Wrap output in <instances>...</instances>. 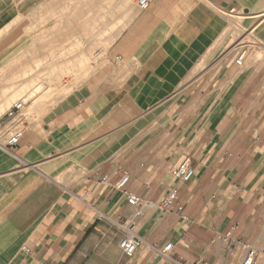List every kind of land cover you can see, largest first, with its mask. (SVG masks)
<instances>
[{"label": "crops", "instance_id": "1", "mask_svg": "<svg viewBox=\"0 0 264 264\" xmlns=\"http://www.w3.org/2000/svg\"><path fill=\"white\" fill-rule=\"evenodd\" d=\"M137 1L0 0L2 125L34 73L52 82L0 149V264H264V0ZM94 50L100 70L60 82Z\"/></svg>", "mask_w": 264, "mask_h": 264}, {"label": "built area", "instance_id": "2", "mask_svg": "<svg viewBox=\"0 0 264 264\" xmlns=\"http://www.w3.org/2000/svg\"><path fill=\"white\" fill-rule=\"evenodd\" d=\"M137 5L139 9H145L148 6L147 0H138ZM241 57L238 59V63H240ZM27 113L24 110V102L18 101L16 102L12 108L5 114V118L7 120L6 125H2L0 122V149L7 151L10 147L15 146L18 143V140L21 135L22 125L25 121ZM170 176L179 181L181 183H188L192 180L194 176V170L191 166L190 158L186 157L176 166H173L169 170ZM126 182V178H124L120 183L119 187L123 186ZM127 203L130 206L134 207H142V206H152L153 203L134 196L132 194L127 195ZM177 199V190H172L162 201L159 203L158 208L162 213L168 212L172 206L174 205ZM181 207H176V213L180 214ZM140 213V210H138ZM227 235L223 237V241L227 242ZM142 242L139 238L135 237L128 231V235H126L119 243V247L122 252L127 255L131 256L136 252V250L141 246ZM172 245L167 244L162 248H158L154 246V250L159 252L162 256L168 257V253L171 250ZM26 251L25 248L22 249ZM255 257V252L253 250H249L246 257L243 259L242 262L239 264H253Z\"/></svg>", "mask_w": 264, "mask_h": 264}, {"label": "rangeland", "instance_id": "3", "mask_svg": "<svg viewBox=\"0 0 264 264\" xmlns=\"http://www.w3.org/2000/svg\"><path fill=\"white\" fill-rule=\"evenodd\" d=\"M40 21V22H39ZM36 24L39 26V28H38V31H40L41 30V28L40 27H42V25H43V20H36ZM34 38V43H36V44H38V43H42V42H44V40L46 39V37H44V36H42L41 34H36V35H34L33 36ZM95 37V36H94ZM99 38L101 37L100 35L98 36ZM112 36L110 35V38H111ZM79 41V40H78ZM101 46V45H100ZM62 53H64V54H66V56L68 57L69 55H72V54H74V52L73 51H67V52H62ZM77 53H78V57H77V59H76V66L77 67H74L70 72H68V73H66L64 76H62V79L60 80V82H62L63 81V79H64V77L65 76H69V75H76V76H79L83 71H84V69H85V64L87 63V64H90V61H92V63H93V71H94V73H95V71L98 69V70H100V68H101V62H102V58H104V51L103 52H101L100 50H98V51H93V58H88L87 60L86 59H84V57H83V55L82 56H79L80 54H79V51H77ZM62 57H63V55H62ZM82 62V63H81ZM42 70V69H44L42 66H38V65H36L35 66V68H33V71H37V70ZM82 74H84V73H82ZM14 77H16V76H14ZM18 78L16 79H14V80H20L21 79V77L20 76H17ZM49 77H50V75H47L45 72L44 73H38V72H36V73H34L33 74V82H32V87H33V89L35 90V91H37L38 93H39V95L37 94V92L35 93V92H32L33 94H37L38 96L36 97V98H33V99H29V98H26L25 100H24V102H26V101H28L29 102V104H28V106H27V109H26V111L29 113V115L31 116L32 114H33V110H34V108H36V107H38V106H40V103H41V101H44V99L43 98H39V96H41V95H44V94H50V88L49 87H51V85H52V82H50V80H49ZM82 78H84V77H82ZM52 81V80H51ZM41 86V87H40ZM43 86H45V87H47V88H45L47 91L45 92V93H43L42 91V87ZM39 88V89H38ZM40 88H41V90H40ZM39 90V91H38ZM23 94L24 93H18V95H16V97H14V99L12 100V102H15L16 100H18L19 98H21L22 96H23ZM29 95L31 96V92L29 93ZM25 98V97H24ZM46 100V102H49V104L51 105L52 103H53V101L54 100H52V99H45ZM35 102V103H34Z\"/></svg>", "mask_w": 264, "mask_h": 264}, {"label": "bare ground", "instance_id": "4", "mask_svg": "<svg viewBox=\"0 0 264 264\" xmlns=\"http://www.w3.org/2000/svg\"><path fill=\"white\" fill-rule=\"evenodd\" d=\"M33 17L35 18V15H34ZM35 21H36V20H35ZM35 21L33 20V22H35ZM39 22H40V21H39ZM32 24H33V23H32ZM49 27H50V26H49ZM47 28H48V27H47ZM37 34H38V33H37ZM35 35H36V34H35ZM31 38H32V37H31ZM30 44H31V43H30ZM48 60H49V59H48ZM47 63H48V62H47ZM81 63H82V62H81ZM64 71H65V70H64ZM65 72H66V71H65ZM66 73H68V72H66ZM66 73H65V74H66ZM40 87H41V86H40ZM38 89H39V88H38ZM40 90H41V88H40ZM38 91H39V90H38ZM34 92L36 93L37 91L34 90ZM49 92H50V91H49ZM34 103H35V102H34Z\"/></svg>", "mask_w": 264, "mask_h": 264}]
</instances>
